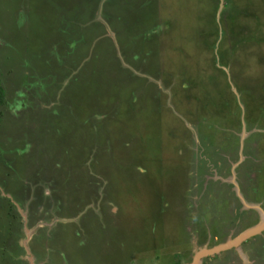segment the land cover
Returning a JSON list of instances; mask_svg holds the SVG:
<instances>
[{"label": "rangeland", "instance_id": "obj_1", "mask_svg": "<svg viewBox=\"0 0 264 264\" xmlns=\"http://www.w3.org/2000/svg\"><path fill=\"white\" fill-rule=\"evenodd\" d=\"M0 84V264H264V0H0Z\"/></svg>", "mask_w": 264, "mask_h": 264}, {"label": "trees", "instance_id": "obj_2", "mask_svg": "<svg viewBox=\"0 0 264 264\" xmlns=\"http://www.w3.org/2000/svg\"><path fill=\"white\" fill-rule=\"evenodd\" d=\"M5 103V94L3 91V87L0 84V107ZM0 116H1V110H0Z\"/></svg>", "mask_w": 264, "mask_h": 264}, {"label": "flooded vegetation", "instance_id": "obj_3", "mask_svg": "<svg viewBox=\"0 0 264 264\" xmlns=\"http://www.w3.org/2000/svg\"><path fill=\"white\" fill-rule=\"evenodd\" d=\"M246 180H247V178H246V173H244V174L242 175V178L240 179V183L242 184V187H243V189H244L245 191L248 189V187H247V185H245L244 182H242V181H246Z\"/></svg>", "mask_w": 264, "mask_h": 264}, {"label": "water", "instance_id": "obj_4", "mask_svg": "<svg viewBox=\"0 0 264 264\" xmlns=\"http://www.w3.org/2000/svg\"><path fill=\"white\" fill-rule=\"evenodd\" d=\"M262 224H263V222H262ZM261 225V224H260Z\"/></svg>", "mask_w": 264, "mask_h": 264}, {"label": "bare ground", "instance_id": "obj_5", "mask_svg": "<svg viewBox=\"0 0 264 264\" xmlns=\"http://www.w3.org/2000/svg\"><path fill=\"white\" fill-rule=\"evenodd\" d=\"M201 255V254H200Z\"/></svg>", "mask_w": 264, "mask_h": 264}]
</instances>
